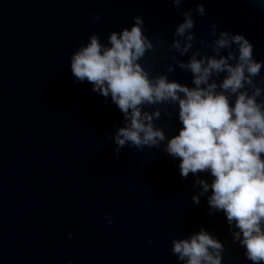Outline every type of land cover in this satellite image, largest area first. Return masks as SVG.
<instances>
[{
	"label": "water",
	"instance_id": "water-1",
	"mask_svg": "<svg viewBox=\"0 0 264 264\" xmlns=\"http://www.w3.org/2000/svg\"><path fill=\"white\" fill-rule=\"evenodd\" d=\"M200 3L204 16L195 12ZM183 8L193 9L197 37L210 39L215 21L245 34L264 60V0H183ZM182 9L172 0H0V264H183L172 239L200 227L223 242L222 264H252L223 213L209 214L206 195L192 201L196 177H182L162 146L125 145L116 155L109 137L123 114L71 71L72 52L90 34L106 42L137 14L162 45L141 61L153 75L172 56L187 60L169 48ZM168 75L191 84L178 65ZM158 107L157 124L170 136L176 109Z\"/></svg>",
	"mask_w": 264,
	"mask_h": 264
},
{
	"label": "clouds",
	"instance_id": "clouds-1",
	"mask_svg": "<svg viewBox=\"0 0 264 264\" xmlns=\"http://www.w3.org/2000/svg\"><path fill=\"white\" fill-rule=\"evenodd\" d=\"M172 3L182 9L183 0ZM195 12L206 15L204 4H197ZM181 15L169 48L188 59L172 56L174 64H167L163 73L153 75L141 62L146 53L162 49L158 39L145 33L141 14L133 16L130 26L110 30L106 42L90 34L72 52L71 71L106 102L110 97L123 114V125L109 137L116 155L125 145L138 151L162 146L179 160L182 177H196L193 186L200 190L192 201L199 204L206 195L209 214L223 213L245 258L264 264V60L255 58L254 45L242 32L218 29L213 21L211 38L204 39L193 31V9L183 8ZM92 18L101 19V13L93 12ZM197 42L200 46L194 47ZM177 65L191 74V84L169 78ZM159 105L176 109L179 128L170 136L157 124ZM201 173L207 178H200ZM105 219L114 223L111 213ZM171 251L183 264H222L224 244L200 227L185 237H173Z\"/></svg>",
	"mask_w": 264,
	"mask_h": 264
}]
</instances>
